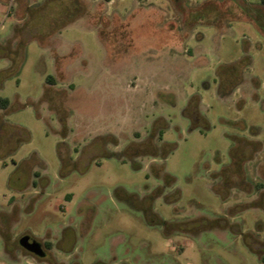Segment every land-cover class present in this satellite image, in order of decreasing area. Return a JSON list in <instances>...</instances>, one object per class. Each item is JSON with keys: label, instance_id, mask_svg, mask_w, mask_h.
<instances>
[{"label": "rangeland", "instance_id": "rangeland-1", "mask_svg": "<svg viewBox=\"0 0 264 264\" xmlns=\"http://www.w3.org/2000/svg\"><path fill=\"white\" fill-rule=\"evenodd\" d=\"M0 99V264H264L259 0H0Z\"/></svg>", "mask_w": 264, "mask_h": 264}, {"label": "water", "instance_id": "water-1", "mask_svg": "<svg viewBox=\"0 0 264 264\" xmlns=\"http://www.w3.org/2000/svg\"><path fill=\"white\" fill-rule=\"evenodd\" d=\"M19 245L28 253L34 254L38 257H42L43 255L40 245L29 237H22L19 240Z\"/></svg>", "mask_w": 264, "mask_h": 264}, {"label": "trees", "instance_id": "trees-1", "mask_svg": "<svg viewBox=\"0 0 264 264\" xmlns=\"http://www.w3.org/2000/svg\"><path fill=\"white\" fill-rule=\"evenodd\" d=\"M107 1H108V0H107ZM259 1H260V3H261L262 5H264V0H259ZM47 81L52 82L51 77H48V78H47ZM51 84H52V83H51ZM6 105H7V100H6V99H0V106H1L2 108H5ZM262 260H263V262H264V256H263Z\"/></svg>", "mask_w": 264, "mask_h": 264}, {"label": "flooded vegetation", "instance_id": "flooded-vegetation-1", "mask_svg": "<svg viewBox=\"0 0 264 264\" xmlns=\"http://www.w3.org/2000/svg\"><path fill=\"white\" fill-rule=\"evenodd\" d=\"M39 245H40V248H41V251H42V253H43V255H42V257H38V256H36V255H34V254H31V253H28L29 255H32L33 257H36V258H39V259H43V258H45L46 256H47V253H46V250H45V248L43 247V245L41 244V243H39V242H37ZM18 245H19V243H18ZM20 246V245H19ZM22 248V247H21ZM23 249V248H22ZM24 250V249H23ZM25 251V250H24Z\"/></svg>", "mask_w": 264, "mask_h": 264}]
</instances>
